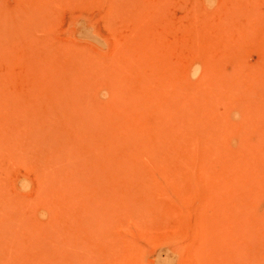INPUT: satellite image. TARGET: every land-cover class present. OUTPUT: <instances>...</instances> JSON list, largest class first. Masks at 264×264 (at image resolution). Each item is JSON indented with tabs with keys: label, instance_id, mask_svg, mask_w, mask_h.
Returning <instances> with one entry per match:
<instances>
[{
	"label": "rangeland",
	"instance_id": "374dc122",
	"mask_svg": "<svg viewBox=\"0 0 264 264\" xmlns=\"http://www.w3.org/2000/svg\"><path fill=\"white\" fill-rule=\"evenodd\" d=\"M0 264H264V0H0Z\"/></svg>",
	"mask_w": 264,
	"mask_h": 264
}]
</instances>
